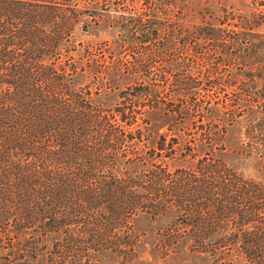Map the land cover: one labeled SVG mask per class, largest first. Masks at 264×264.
<instances>
[{"label":"trees","instance_id":"obj_1","mask_svg":"<svg viewBox=\"0 0 264 264\" xmlns=\"http://www.w3.org/2000/svg\"><path fill=\"white\" fill-rule=\"evenodd\" d=\"M154 1L152 18L115 15L114 54L106 42L72 37L99 24L97 9L0 0V264H150L185 252L204 264H264V177L223 158L243 107L248 140L232 150L254 154L264 169V97L242 83L231 102L213 104L238 81L212 71L205 87L199 64L220 50L264 55V42H254L264 14H225L240 29L231 33L189 31L192 53L180 60L170 21L177 5ZM195 155L188 165L167 162ZM139 218L167 224L148 243ZM147 245L155 256L143 261Z\"/></svg>","mask_w":264,"mask_h":264},{"label":"rangeland","instance_id":"obj_2","mask_svg":"<svg viewBox=\"0 0 264 264\" xmlns=\"http://www.w3.org/2000/svg\"><path fill=\"white\" fill-rule=\"evenodd\" d=\"M77 7L79 9L89 10L97 9V11L102 13L99 24L91 26L88 31L84 32L80 28H77L73 34V38L76 43L81 42L83 45H95L97 43L106 42L109 44L112 49H114V54H118L120 50H116L115 41L119 38V28L113 27L115 22V15L124 14V15H138L139 13L148 14L145 17L152 18L156 12H152L151 10L156 6L155 1L151 0H76ZM177 7L171 9L172 21L178 25V34L177 41L175 42V50L172 51L173 57L176 59L182 60V58L189 57V50H186L185 44H183L185 40L184 35H188V32L195 31L202 26H205L206 29H202L204 32H211L213 30L223 29L225 32L231 33L232 31H239V27L235 26V20H227L223 21L224 15L229 13H234L236 15H252L254 13H263L264 14V0H174ZM158 6V4H157ZM182 8V11L179 9ZM159 10L163 11L162 7H159ZM170 17V15H168ZM184 17L183 20L180 17ZM223 21V23H222ZM171 22V23H172ZM211 24V29H208ZM255 31H258L262 34V37H258L256 41L257 44H261L264 42V24L258 28H255ZM204 40H202L203 42ZM225 42V41H224ZM227 44V42H225ZM206 46L210 48L211 44L205 41ZM228 45V44H227ZM228 47V46H227ZM208 51V50H207ZM127 52V50H126ZM130 53V52H129ZM192 53V52H190ZM217 53V52H216ZM120 54L124 55V51ZM217 55V54H215ZM220 55V56H219ZM219 57H215V59H202L199 64L202 65V74H203V83L204 86L207 87L209 84V80H212L211 75H215L216 72L218 74H224L226 78H229L234 81L237 80L236 85L233 87L226 88L228 92V96H223L224 92H220L219 97H212L211 101L213 104L222 103L223 101L231 102L238 94L239 84L245 83L247 84L252 91L255 93L257 97V101L264 97V81L260 78V75L264 73V55L258 53L256 51H246L243 54L234 53V51L229 50V52H225L224 50L219 51ZM213 71V72H212ZM232 81V82H233ZM232 92V93H231ZM234 93V94H233ZM233 94V95H232ZM217 95V94H216ZM235 99V98H234ZM114 99L109 102H113ZM262 100V99H261ZM260 103V102H259ZM254 104V103H253ZM263 105L258 104L255 108L260 109ZM239 117L238 122L233 126L227 127L226 139L227 143L231 144V149L227 151V153L223 156L225 162L233 167L238 172L247 176H257L264 177V169L262 167V163L259 162L258 158L255 157L254 154L251 156H244L238 153L237 150H232V144L237 141L247 142L248 137L246 134V123L248 122L245 117V109L242 107L239 109ZM256 121V118H252V120ZM152 124L153 127L159 123L155 118H153ZM198 124V123H197ZM217 129H215L216 131ZM160 131H164V129H160ZM198 129H193L192 135H198ZM217 133V131H216ZM220 133V131H219ZM176 134V133H173ZM191 136V135H190ZM202 136V135H201ZM182 137H188L186 134H183ZM168 140V139H167ZM229 149V145H228ZM245 153V152H244ZM197 154H200V151H197ZM179 156V153L177 154ZM199 155H195L191 158H187V160H183V158H171L167 159V162L170 166H178V165H188L186 161H195ZM264 165V162H263ZM158 223H151L148 219L139 218L136 222L135 228L136 231L140 235V239L146 242H152L155 239H158L159 236L157 233L158 228L161 225H166L167 222L162 220ZM144 234V235H143ZM188 252L183 254L182 258L179 260H171L166 259L164 261L155 259L154 261H150V264H204V262L200 258H196L195 261H191V258L188 255ZM141 259L144 261L148 257L152 260L153 255L152 251H149V246L147 245L146 250L140 253ZM157 258V257H156ZM91 264H122L120 260L117 258H106L100 262L93 261ZM135 264H149L146 262L135 263Z\"/></svg>","mask_w":264,"mask_h":264}]
</instances>
